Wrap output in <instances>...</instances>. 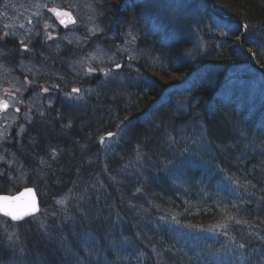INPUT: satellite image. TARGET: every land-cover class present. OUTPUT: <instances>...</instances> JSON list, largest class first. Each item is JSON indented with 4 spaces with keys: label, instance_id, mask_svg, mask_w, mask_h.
<instances>
[{
    "label": "trees",
    "instance_id": "1",
    "mask_svg": "<svg viewBox=\"0 0 264 264\" xmlns=\"http://www.w3.org/2000/svg\"><path fill=\"white\" fill-rule=\"evenodd\" d=\"M211 2L215 9L234 13L231 16L264 33V0ZM91 3L96 8V22L105 32L92 35L82 27L81 33L89 34L81 35L88 42L85 46L68 43L57 47L47 41L38 47L34 42L29 51H24L16 40L0 43L3 63L16 66L23 61L27 66L31 63L48 70L47 75L35 80L46 84L48 98L52 94L66 97L72 87L79 86L84 91L77 104L68 103L64 97L62 102L56 98L55 104L45 109V118L39 117L19 138L1 145L12 163L0 177V193L33 186L41 212L17 226L6 221V228L0 227V264H264V162L258 175L261 188L253 189L257 196L253 202L245 201L243 196L233 200L231 188L225 195L216 193L224 191L220 170L230 175L231 168L236 167L234 161L245 153L241 144H237V150H233L236 144H229L234 142L226 136L234 133L226 117L223 122L221 117L219 120L202 110V99H208L212 90L197 91L202 107L198 113L190 109L188 114L177 116L176 109L152 110L162 92L173 87L170 76L183 78L202 61L222 69L229 62L247 64L248 58L238 47L224 44L217 50L208 47L205 54L193 59L190 36L179 34L171 41H164L166 37L157 32L155 36H141L147 27L142 28L137 20L141 10L137 0ZM208 7L206 2L204 11L210 18L213 14ZM127 26L140 33L139 47L151 56L160 55L169 66H152L143 57L136 62L139 71L126 68L122 60V69L112 72L113 76H103L98 63L96 71L86 76V68L79 66V61L92 51L111 49V40L104 37L106 31L121 34ZM247 42L244 36L243 44H251ZM251 42L254 61L264 67V38L259 43ZM136 75L144 76L150 85H131ZM27 77L32 78L31 74ZM120 77L122 83L118 82ZM149 115L153 117L151 123L144 121ZM199 116L209 145L203 157L209 160L204 163L209 166L207 172L214 174L209 175L210 179L202 166L201 172L188 175L183 162H195L186 154L188 145L171 143L165 137L168 134V138H177L180 126L186 130L184 136L191 138L187 127L199 125ZM163 130L168 133L163 134ZM233 131L238 136L240 130ZM109 133L122 139V146L114 154L103 152L100 138ZM221 149L232 160L223 159ZM36 156L46 162L43 184L35 183L29 175L22 178L35 165L31 159ZM139 162L150 168L135 173L132 167L139 168ZM7 175L14 181H9ZM218 183L221 189L216 190ZM64 196L67 205L58 204L56 201ZM13 225L15 231L11 229ZM128 227L131 231L125 233ZM118 242L115 247L113 244Z\"/></svg>",
    "mask_w": 264,
    "mask_h": 264
},
{
    "label": "rangeland",
    "instance_id": "2",
    "mask_svg": "<svg viewBox=\"0 0 264 264\" xmlns=\"http://www.w3.org/2000/svg\"><path fill=\"white\" fill-rule=\"evenodd\" d=\"M91 1L0 0V43L7 40H16L18 45L25 50H30V46L34 42L37 43L38 47H40L39 45L43 46L47 40L54 42L57 47L68 43L85 46L87 40H84L85 38L81 35H87L88 32H85V34L81 33L82 31L84 32L83 29H87L92 35L97 31H101L100 33L105 32L104 30L102 31L96 22L97 19L94 14L96 8H92L93 4ZM138 2L141 4V7H138L141 10L138 13L139 19L137 18V20L142 28L145 29L147 27L141 33L142 37H146V35L155 36L156 32L158 34L162 33L163 36L161 37H166L164 41H171V38L179 34H184L187 37L190 36L193 42V55L191 54L190 56H193V59L205 54L208 47V50H217L224 44H229V47H238L248 58L247 64H235L233 62V64H230L231 62H229L222 69L220 66L218 67L221 73L226 72L227 74L222 75L225 76V78L223 77V81L218 80V86L221 87L222 93L217 103L212 104L210 100L202 99V102H204L202 108L199 106V99L201 97L196 98L199 87L207 89L206 85H210L211 88L209 90H212L213 94L217 89L216 86L212 89V86L215 85L213 84V80L216 77L217 69L207 66V63L202 61V66L199 65L201 69L196 68L198 66L194 67V69L196 68L195 75L185 76L183 78L170 76V84L173 87H168L162 92V96L159 99L160 102L154 103L155 105H153L152 110L157 111L159 107L163 109H176L179 113L177 116H184L189 113L190 109H194V112L198 113L202 108L203 111L212 113L213 117H218L219 120L221 117V121L223 122L226 117L227 125H232V127H229V130L232 129L231 132L234 133L232 136H226V138L234 142L233 144H229H236L233 150H237L238 145L241 144L245 155L239 158L238 161H234L236 167L231 168L232 173L230 175L226 171L220 170L219 177L224 184V191H216V193L221 195V193L225 192L223 193L225 195L226 191H229L227 189L231 188L230 195L233 200L236 199L235 197L243 196L245 201L249 203L253 202L257 198L253 189L261 188L258 175L261 171V165L264 162V68H256V65L259 66V64H257L256 60L254 61L255 54H253V49L250 46L253 44L251 41H255V43L262 41L264 38L263 31L247 25L237 17L231 16L234 13L229 15V12V14L225 13L221 8L215 10L214 7H211V0L207 1L209 4L208 9L213 14L210 18L204 11L205 0H139ZM54 9L70 15H61L58 17L54 14ZM221 10L225 15L220 17L221 20L216 19L214 14L220 13ZM90 12L92 13L90 14ZM61 20H64L65 23L61 24ZM239 27H241V30ZM106 33L104 37L111 40L110 44L113 46L111 48L113 50H95L88 53L86 59L79 61V66H85L86 68V76L94 72L95 63L100 65L99 72L108 74L111 71V67L123 63L122 60L125 61L124 66L126 68L139 71L140 68L136 66V62L143 57L152 66L158 68L169 66V63L160 55L151 56L147 50L137 45L140 37L137 29H132L130 26H127L121 34L114 30L112 32L107 30ZM243 34L248 39V42L251 43L250 45L243 44ZM44 49H46V46ZM1 52L3 51L0 46ZM27 74H31L32 78H28ZM47 74L48 70L45 67H36L31 63L27 66L26 63L20 61L16 66H9L0 61V106L3 103H7L8 105L6 112L0 113V165H3L0 166V177L5 174V168H10L12 163L11 156L6 155L4 146H1L3 143L12 142L13 140L11 138L13 137L19 138L26 131L27 127H29L28 125L38 121L39 117H44L45 109L52 107L56 102V98H60L62 102L65 101L63 99L64 97L68 100V103L75 102L77 104L84 97V95L81 96L84 91L78 86L77 88L72 87L66 97L60 94H52L48 98L49 91L46 84H40L38 80L35 81L37 78ZM107 76H111V73ZM131 80L133 81H130V83L134 87H142L146 83L148 86L150 85L144 76L136 75ZM118 82H123L121 77ZM73 89H77L78 93L72 92ZM79 96L81 97L78 98ZM86 96H90L89 93ZM15 109L18 112H15ZM233 115L238 116V120ZM35 116L37 117L35 118ZM198 119L200 120L199 125L195 123V125H188L187 127V130L191 131V138L187 139L184 136L186 130H183L180 126L177 129V138L172 136L168 138V134L165 137L171 143L177 141V143H185L188 145L186 154L195 160L191 164L190 162H187V164L183 162V165L187 166V171H189L187 173L188 175H190V172L196 173L200 171L199 168L202 166L201 168L205 169L207 174L205 176H208L210 179L214 174L211 171L207 172L209 166H204V163H208L209 160L203 157L204 153L208 152L209 145L205 136V128H203L204 125L201 121L203 118L199 116ZM152 120L153 117L151 115L144 119L145 122L148 121L149 123ZM41 121H44V119ZM233 129L240 130L238 131V136H234L236 133ZM166 133L168 132L163 130V134ZM104 136L100 138L104 147L103 152L106 154H114L115 152L113 151L118 146H122L120 145L122 141L121 137L116 135L106 139ZM171 147L173 146L171 145ZM136 150L139 151V148H136ZM221 153L224 157L223 159L232 160L222 149ZM186 154H183V157H187ZM235 154L237 155V153ZM230 155L232 156V154ZM31 160L35 165L33 168H28L24 174L21 173L22 178L29 175L36 180L35 183L43 184L41 183V179L42 182L45 180L43 174L47 167L46 162H44L41 156L33 157ZM228 160L225 161L226 165L230 163ZM139 165L137 169L132 167L137 174H141L144 169L148 170L150 168V166L148 167L145 164L141 165L140 162ZM15 169L19 172L18 168ZM209 175L211 176L209 177ZM6 178L9 181H14L9 175ZM215 188L216 190L219 189V184ZM14 193V190H10L5 194L12 195ZM56 202L60 205H67L68 203L65 196L64 198H59ZM0 221V227L3 229L6 228V221H9L5 218H0ZM134 227H136V224ZM11 229L15 231L16 227L13 225ZM128 229L129 227L123 231L127 233ZM129 231H131V228ZM121 242L124 245L126 244L124 239ZM118 244L119 242L113 245L116 247ZM115 254L117 256V253Z\"/></svg>",
    "mask_w": 264,
    "mask_h": 264
},
{
    "label": "water",
    "instance_id": "3",
    "mask_svg": "<svg viewBox=\"0 0 264 264\" xmlns=\"http://www.w3.org/2000/svg\"><path fill=\"white\" fill-rule=\"evenodd\" d=\"M121 66H116L115 69H120ZM111 135L109 134L108 137ZM3 198H8V201L5 202ZM0 205H6V207L16 210L20 215V218L13 220L10 216L5 215L3 210H0V214L8 217L14 222L24 221L39 212V200L37 195L32 188H27L22 190L16 195H0ZM31 206V207H29ZM27 209V211H25Z\"/></svg>",
    "mask_w": 264,
    "mask_h": 264
},
{
    "label": "snow or ice",
    "instance_id": "4",
    "mask_svg": "<svg viewBox=\"0 0 264 264\" xmlns=\"http://www.w3.org/2000/svg\"><path fill=\"white\" fill-rule=\"evenodd\" d=\"M53 11H54V14L57 15L58 17L61 16V15H63V16H69L70 15L68 13H62L59 10H55V9ZM60 22L61 23H65L64 20H61ZM73 91H78V90L77 89H73ZM2 107L6 109L7 108V104L2 105ZM3 200L5 202H7L8 198H3ZM29 207H31V206H29ZM0 210H3L5 215L10 216L13 220L20 218V215L18 214V212L16 210L8 208V207H6V205H0ZM25 211H27V209H25Z\"/></svg>",
    "mask_w": 264,
    "mask_h": 264
},
{
    "label": "bare ground",
    "instance_id": "5",
    "mask_svg": "<svg viewBox=\"0 0 264 264\" xmlns=\"http://www.w3.org/2000/svg\"><path fill=\"white\" fill-rule=\"evenodd\" d=\"M188 74H189V75H192L193 72H192V73L189 72ZM225 74H226V72L223 73L222 75H225ZM189 75H186V76H189ZM194 75H195V74H194ZM72 92H76V93H78V91H73V90H72ZM212 94H213V93H212ZM214 96H215V94H213V96H210V97L208 98V100H210V103H212V104L216 101V99H215ZM109 134H111L112 136H116L115 133H109ZM36 194H37V196H38V193H36Z\"/></svg>",
    "mask_w": 264,
    "mask_h": 264
}]
</instances>
